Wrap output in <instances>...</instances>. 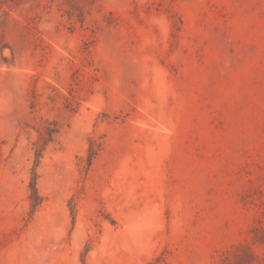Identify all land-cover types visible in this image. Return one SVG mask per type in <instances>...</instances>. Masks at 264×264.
<instances>
[{
	"label": "rangeland",
	"instance_id": "rangeland-1",
	"mask_svg": "<svg viewBox=\"0 0 264 264\" xmlns=\"http://www.w3.org/2000/svg\"><path fill=\"white\" fill-rule=\"evenodd\" d=\"M0 264H264V0H0Z\"/></svg>",
	"mask_w": 264,
	"mask_h": 264
},
{
	"label": "trees",
	"instance_id": "trees-1",
	"mask_svg": "<svg viewBox=\"0 0 264 264\" xmlns=\"http://www.w3.org/2000/svg\"><path fill=\"white\" fill-rule=\"evenodd\" d=\"M33 188L35 189V186L33 185Z\"/></svg>",
	"mask_w": 264,
	"mask_h": 264
}]
</instances>
